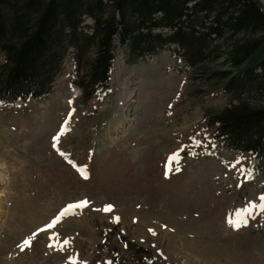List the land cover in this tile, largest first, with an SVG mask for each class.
<instances>
[{
	"label": "rangeland",
	"instance_id": "rangeland-1",
	"mask_svg": "<svg viewBox=\"0 0 264 264\" xmlns=\"http://www.w3.org/2000/svg\"><path fill=\"white\" fill-rule=\"evenodd\" d=\"M114 55L108 88L85 106L70 56L49 96L0 105V264H145L136 249L154 264H264V213L239 230L228 224L260 204L264 178L249 175L248 156L219 150L204 125V110L227 100L169 50L135 62Z\"/></svg>",
	"mask_w": 264,
	"mask_h": 264
},
{
	"label": "trees",
	"instance_id": "trees-1",
	"mask_svg": "<svg viewBox=\"0 0 264 264\" xmlns=\"http://www.w3.org/2000/svg\"><path fill=\"white\" fill-rule=\"evenodd\" d=\"M129 62L163 50L201 72L227 104L206 108L219 150L250 158L264 178V9L258 0H0V104L39 101L52 92L70 56V83L85 106L109 84L114 53ZM130 249V248H128ZM145 264H154L136 249ZM141 260V261H142ZM140 262V261H138ZM112 264H125L111 258Z\"/></svg>",
	"mask_w": 264,
	"mask_h": 264
},
{
	"label": "snow or ice",
	"instance_id": "snow-or-ice-1",
	"mask_svg": "<svg viewBox=\"0 0 264 264\" xmlns=\"http://www.w3.org/2000/svg\"><path fill=\"white\" fill-rule=\"evenodd\" d=\"M71 103V101L69 102ZM68 121L65 122V128L67 125ZM64 133V129L61 130L60 135H63ZM54 140V144L53 146L55 147V142L59 140V135L53 138ZM81 173L82 176H85V170L84 169H78ZM85 178H87L85 176ZM260 204H250L248 206V208L242 210V211H238L234 217H230L228 219V224L230 227L234 228L235 230H239L240 227L246 226L247 225V218L250 216L254 215V211L256 209H259L260 212L264 213V196H261L260 198ZM88 204L87 201H81L78 202L76 204H71L68 205L66 208L62 209L61 212L56 216V218L49 223L48 225L45 226V228L40 229L39 231H48L50 229H52L53 227H55L56 224H58L61 219L69 214H73V210L74 209H82L84 207H86ZM105 212L111 211V206H106V208L104 209ZM118 220V218H117ZM34 236L36 235V233L33 234ZM69 242L67 240H65L63 242L64 245H67ZM31 246V240L30 239H25L23 241V243L21 245H19L21 251H24L26 248H29ZM50 247H52V245H50ZM71 264H76L75 261H72ZM110 264V262H109Z\"/></svg>",
	"mask_w": 264,
	"mask_h": 264
},
{
	"label": "bare ground",
	"instance_id": "bare-ground-1",
	"mask_svg": "<svg viewBox=\"0 0 264 264\" xmlns=\"http://www.w3.org/2000/svg\"><path fill=\"white\" fill-rule=\"evenodd\" d=\"M118 117V116H117ZM118 120V119H117ZM117 120H115V119H113L112 120V122H111V124H110V128H115L116 126H117ZM119 125V124H118ZM2 168V164H1V162H0V169ZM2 180H3V176H2V174H0V182H2ZM1 205V204H0ZM1 207V206H0Z\"/></svg>",
	"mask_w": 264,
	"mask_h": 264
}]
</instances>
